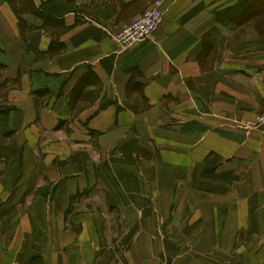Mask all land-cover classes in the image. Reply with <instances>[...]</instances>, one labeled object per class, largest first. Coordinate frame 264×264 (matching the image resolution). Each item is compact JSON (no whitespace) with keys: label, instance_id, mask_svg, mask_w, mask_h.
<instances>
[{"label":"crops","instance_id":"obj_1","mask_svg":"<svg viewBox=\"0 0 264 264\" xmlns=\"http://www.w3.org/2000/svg\"><path fill=\"white\" fill-rule=\"evenodd\" d=\"M0 0V264H264V0Z\"/></svg>","mask_w":264,"mask_h":264},{"label":"built area","instance_id":"obj_2","mask_svg":"<svg viewBox=\"0 0 264 264\" xmlns=\"http://www.w3.org/2000/svg\"><path fill=\"white\" fill-rule=\"evenodd\" d=\"M164 17L163 1L156 0L140 17L130 24L112 33V39L121 48H129L136 43L151 38ZM250 127L264 126V113L259 115L255 123L248 122Z\"/></svg>","mask_w":264,"mask_h":264}]
</instances>
